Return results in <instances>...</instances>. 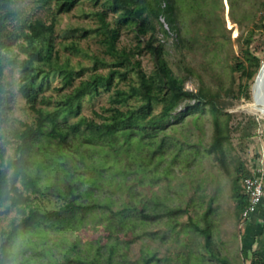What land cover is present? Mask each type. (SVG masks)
Instances as JSON below:
<instances>
[{
	"label": "rangeland",
	"instance_id": "374dc122",
	"mask_svg": "<svg viewBox=\"0 0 264 264\" xmlns=\"http://www.w3.org/2000/svg\"><path fill=\"white\" fill-rule=\"evenodd\" d=\"M189 1L191 2H178L179 32L170 31L165 39L166 56L172 67L186 76L185 87L191 90H196L201 80L214 88L220 83L230 85L235 81L238 84L240 73L234 74L231 65L236 56H243V39L251 28L254 30L252 50L264 57V0H238L237 22L231 15L228 0H198L199 4L195 7ZM14 7L17 16L12 20L11 29L15 31H19L25 18H43L51 22L54 11L53 8L41 7L35 0H16ZM102 10L106 11L107 20L115 25L117 14L107 8L103 0H78L70 11L58 15L54 61L60 65H68L78 73L70 87H64L59 73L52 74L44 91L53 100L49 107L65 92L73 90L81 80L93 73H107L111 68L113 57L102 43L103 35L97 30L101 24L98 12ZM239 34H242L241 39L238 38ZM147 38L141 37L143 44L139 47L140 37L136 28L126 25L121 28L117 45L120 49H132L143 69L151 72L155 68V60L145 48ZM159 38L164 40L162 33H159ZM185 64L191 67L192 72L186 69ZM5 72V81L13 94V101L6 121L0 125V163L3 155L7 158L13 154L16 131L23 123L31 124L36 120V113L19 89V67L10 64ZM131 75L136 76L133 72ZM254 80L255 77L251 99L244 95L240 98L224 96L222 99L225 110L232 115L233 126L234 149L228 157L227 166L206 149L212 140V117L191 114L183 123L169 129L178 146H174L167 154L166 161L159 167L160 172H156L153 165L142 169L140 165L131 162L129 166L134 172L127 176L132 184L131 188L118 185V180L123 177L122 173L111 175L108 169L104 170L100 181L92 189L87 183L79 188L75 187V192L80 196L79 200L109 204L114 210L122 208L132 200L140 208L145 204L150 208L158 198L164 200L168 206L186 208L187 212L177 217L178 223L175 227L172 226L175 221L172 223L166 217L145 224L135 221L133 229L127 231L120 227L118 234L122 240L119 239L120 245L113 252L108 249V245L114 240L109 235V216L97 208L94 212L86 213L82 219L64 221L53 226L46 225L43 232H19L13 240L11 264H91L95 259H100L102 264H108L109 256L113 264H145L146 259L153 255L157 259L151 264H175L185 261L190 253L196 255L205 251L204 238L184 231L183 225L188 222L189 215L201 219L210 205L213 207L212 217L217 225L215 239L235 264H250L255 250L264 257V203L261 204L263 210L259 218L261 226L251 230L249 220L244 221L236 216L232 183L236 176V163L231 160L232 156H239L252 172L264 170V116L251 107ZM115 82L127 87L129 80H121L117 76ZM112 92L113 90L102 89L95 96L86 97L82 104V114L100 121L102 118L95 112L108 114L104 108L111 105ZM184 105L180 109H184ZM38 106L46 104L39 103ZM76 119L77 117H72V121ZM246 132H250V136H245ZM45 144V152L61 155L68 164H80L82 168L72 173L73 180L80 176L86 179L90 177V173L83 168L81 158L72 157L67 151H58L55 143ZM177 151H181L185 158L180 156L171 163ZM40 155L42 152L36 153V157ZM110 155L99 147L90 148L86 152V160L97 163L106 157L112 163ZM169 163L172 166L170 173H161L163 166ZM57 168L61 170L58 175L63 177L65 171L59 165ZM157 176L160 177L156 179ZM40 181L46 195L35 198L34 204L42 211L63 206L65 200L59 195L58 187V183L62 181H57L55 172L43 171ZM21 219L22 215L15 207L9 208L8 204H0V231L8 229ZM210 264L219 263L214 261Z\"/></svg>",
	"mask_w": 264,
	"mask_h": 264
},
{
	"label": "trees",
	"instance_id": "16d2710c",
	"mask_svg": "<svg viewBox=\"0 0 264 264\" xmlns=\"http://www.w3.org/2000/svg\"><path fill=\"white\" fill-rule=\"evenodd\" d=\"M15 1L0 0V125L6 121L13 101V94L5 81V70L10 64L19 67V89L36 113V120L31 124L23 123L16 131L14 152L7 158L3 155L0 163V204H8L9 208L15 207L22 215L20 222L0 231V264L12 263L11 248L19 232H43L46 225L53 226L64 221L82 219L86 213L94 212L97 208L109 216V235L114 237V240L110 242L108 249L113 252L120 245V227L127 231L133 229L135 221L145 224L163 217L172 223L175 221L172 225L175 227L178 223L177 217L186 213V208L168 206L164 200L158 198L150 208L147 204L140 208L136 201L132 200L122 208L114 210L109 204L79 200L80 196L75 192V187L79 188L83 183H87L92 189L100 181L104 170L108 169L111 175L121 172L123 177L118 180V185L131 188L132 184L127 179L128 174L134 172L129 166L131 162L140 165L142 169L153 165L158 172L159 167L166 161L167 154L174 146H178L169 129L183 123L191 114L212 117V140L206 149L209 154H214L220 163L227 166L228 157L234 149L233 126L232 115L225 110L222 99L224 96L240 98L243 95L247 99L252 98L253 79L264 61V57L252 50L254 30L249 29L243 39V56H236L231 65L234 74L240 73L238 84L235 81L230 85L220 83L214 88L201 80L197 89L191 90L185 87L186 76L175 70L166 56L165 39L170 35V31L179 32L177 4L182 0H103L104 5L117 14L115 25H112L106 18L105 10L98 12L101 24L97 30L103 35L102 43L113 57L111 68L107 73H93L81 80L73 90L65 92L49 107L53 100L46 96L44 91L52 74L59 73L64 87H70L73 86L75 75L78 73L68 65H60L53 58L56 53L55 30L58 15L70 11L78 0H35L41 7L54 9L51 22L43 18H25L19 26V31L11 29L12 20L17 16ZM189 3L192 7L199 4L198 0H191ZM228 4L231 15L237 22L238 0H228ZM126 25L136 28L140 37L139 47L143 44L141 37H148L145 48L155 60V68L151 72L143 69L141 61L135 58L132 49L118 47L117 40L121 28ZM159 33L163 34L164 40L159 38ZM238 38L241 39L242 34H239ZM185 67L192 72L187 64ZM131 72L136 76L131 75ZM117 76L121 80H129L127 87L115 82ZM102 89L113 90L110 95L111 105L104 108L108 114L95 112L102 118L100 121L83 115L84 99L95 96ZM39 103L46 106H38ZM182 104H185L184 109H180ZM72 117L77 119L72 121ZM244 135L250 136V132ZM46 142L55 143L60 152L67 151L72 157L81 158L83 168L90 173V177L86 179L80 176L73 180L72 173L82 168L80 164H68L61 155L45 152ZM95 147L111 154L112 163L106 157L97 163L88 162L86 152ZM37 152H42V155L36 157ZM180 156L185 158L181 151H177L171 163ZM231 160L236 163V176L232 182L236 216L248 221L250 216L244 217L243 213L250 204V197L244 188L243 180L246 176L253 175V172L245 166L239 156H232ZM55 163L65 171L63 177L58 175L61 170ZM171 163L165 164L161 173H170ZM43 171H54L57 181H62L58 183L59 195L64 198L65 204L59 209L42 211L34 204L35 198L46 195L40 181ZM213 212L210 205L203 212L201 219L189 215L183 229L202 236L205 251L196 255L190 253L185 261L175 264H210L214 261L219 264H235L215 239L217 225L212 217ZM155 259L157 258L153 255L146 259L145 264H151ZM90 263L102 264L100 259ZM107 263L113 264L111 256L107 258ZM250 264H264V257L258 250L253 251Z\"/></svg>",
	"mask_w": 264,
	"mask_h": 264
},
{
	"label": "built area",
	"instance_id": "2783aa9c",
	"mask_svg": "<svg viewBox=\"0 0 264 264\" xmlns=\"http://www.w3.org/2000/svg\"><path fill=\"white\" fill-rule=\"evenodd\" d=\"M243 185L250 197V204L244 211L243 216L249 217L264 203V170L258 169L253 172V175L246 176Z\"/></svg>",
	"mask_w": 264,
	"mask_h": 264
},
{
	"label": "bare ground",
	"instance_id": "6f19581e",
	"mask_svg": "<svg viewBox=\"0 0 264 264\" xmlns=\"http://www.w3.org/2000/svg\"><path fill=\"white\" fill-rule=\"evenodd\" d=\"M251 107L254 111L264 116V68L259 76H255Z\"/></svg>",
	"mask_w": 264,
	"mask_h": 264
},
{
	"label": "crops",
	"instance_id": "0c3cea01",
	"mask_svg": "<svg viewBox=\"0 0 264 264\" xmlns=\"http://www.w3.org/2000/svg\"><path fill=\"white\" fill-rule=\"evenodd\" d=\"M262 210H263L262 205H260L257 211L250 215L249 227L251 230H254L255 228H258L259 226H261L259 218L262 215Z\"/></svg>",
	"mask_w": 264,
	"mask_h": 264
},
{
	"label": "water",
	"instance_id": "95a60500",
	"mask_svg": "<svg viewBox=\"0 0 264 264\" xmlns=\"http://www.w3.org/2000/svg\"><path fill=\"white\" fill-rule=\"evenodd\" d=\"M263 68H264V62H262L261 67H260V69H259V71L257 73V76L260 75V73L262 72Z\"/></svg>",
	"mask_w": 264,
	"mask_h": 264
}]
</instances>
